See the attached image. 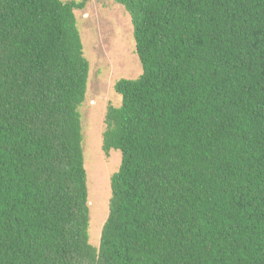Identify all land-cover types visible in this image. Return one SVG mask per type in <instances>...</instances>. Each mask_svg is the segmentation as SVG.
Listing matches in <instances>:
<instances>
[{
  "label": "trees",
  "instance_id": "16d2710c",
  "mask_svg": "<svg viewBox=\"0 0 264 264\" xmlns=\"http://www.w3.org/2000/svg\"><path fill=\"white\" fill-rule=\"evenodd\" d=\"M143 72L115 86L99 247L79 0H0V264H264V0H115Z\"/></svg>",
  "mask_w": 264,
  "mask_h": 264
},
{
  "label": "rangeland",
  "instance_id": "374dc122",
  "mask_svg": "<svg viewBox=\"0 0 264 264\" xmlns=\"http://www.w3.org/2000/svg\"><path fill=\"white\" fill-rule=\"evenodd\" d=\"M84 1L86 6L76 11V17L90 72L80 112L89 190V240L99 247L110 212L111 179L122 162L121 151L106 153L103 149L105 117L110 105L122 103L116 83L122 78L138 77L143 67L132 19L125 7L115 0Z\"/></svg>",
  "mask_w": 264,
  "mask_h": 264
}]
</instances>
